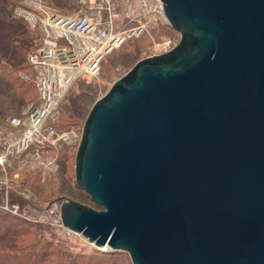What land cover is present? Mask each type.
Masks as SVG:
<instances>
[{"label":"water","instance_id":"1","mask_svg":"<svg viewBox=\"0 0 264 264\" xmlns=\"http://www.w3.org/2000/svg\"><path fill=\"white\" fill-rule=\"evenodd\" d=\"M178 32L91 105L61 224L131 264H264V0H161Z\"/></svg>","mask_w":264,"mask_h":264},{"label":"built area","instance_id":"2","mask_svg":"<svg viewBox=\"0 0 264 264\" xmlns=\"http://www.w3.org/2000/svg\"><path fill=\"white\" fill-rule=\"evenodd\" d=\"M77 2L80 9L68 14L47 7L41 0H21L11 11L14 19L38 33L36 45L26 56L33 71L35 101L0 126V208L12 213L20 209L8 200L10 171L20 179V172L35 167L44 181L57 167L52 152L79 142L80 131L61 128L58 122L59 105L70 86L79 78L96 76L102 59L127 38L148 27L168 24L161 0ZM174 44L163 38L152 45L148 56L161 54Z\"/></svg>","mask_w":264,"mask_h":264},{"label":"rangeland","instance_id":"3","mask_svg":"<svg viewBox=\"0 0 264 264\" xmlns=\"http://www.w3.org/2000/svg\"><path fill=\"white\" fill-rule=\"evenodd\" d=\"M11 1L6 6L0 25V126H5L8 117L20 114L35 99L33 72L27 64L26 56L36 45L38 35L25 23L10 15L12 5L21 0ZM41 1L59 13H74L80 9L77 0ZM163 38L176 43L179 34L166 23L144 29L138 36L127 38L122 45L108 53L102 59L96 76L84 77L72 84L61 103L60 127H72L81 132L82 122L93 102L136 61L147 57L152 45ZM69 108L70 111L74 110L73 115L69 113ZM76 147L77 144H70L52 152L57 167L44 181L39 179L35 167L20 172V179L13 177L14 171H10L11 191L7 195L8 200L16 203L20 210L12 213L0 208V215L19 221L21 224L16 228L28 231L21 238V245L24 246V243L36 238V246L29 248L20 264H31L32 260L33 264H39V261L40 264H131L126 252L93 246L79 233L65 228L59 220L57 206L60 201L52 203L59 196L69 197L95 209L100 208L97 204L93 205L87 193L74 182ZM50 203L52 204L49 205ZM42 244L46 245L49 254L43 255ZM39 247L41 252L31 256ZM43 257L45 259L42 261Z\"/></svg>","mask_w":264,"mask_h":264},{"label":"trees","instance_id":"4","mask_svg":"<svg viewBox=\"0 0 264 264\" xmlns=\"http://www.w3.org/2000/svg\"><path fill=\"white\" fill-rule=\"evenodd\" d=\"M11 0H0V25L3 21L4 13H6V6H9L11 4ZM15 3L12 5V8L14 7ZM11 10L10 15H11ZM8 12V11H7ZM17 20V19H16ZM20 21V20H18ZM21 22V21H20ZM23 23V22H22ZM36 32V30H34ZM37 33V32H36ZM38 35V33H37ZM28 64V63H27ZM30 67V65L28 64ZM31 69V67H30ZM32 70V69H31ZM33 72V71H32ZM82 78H79L75 80L73 84H75L77 81L81 80ZM64 99V97H63ZM62 99V101H63ZM35 101V99L33 100ZM61 101V103H62ZM61 103L59 105V115H60V107ZM74 110L69 108V113L73 115ZM60 116H58V122L60 126ZM93 203V202H92ZM95 203H93L94 205ZM7 217L0 215V264H20L23 262V259L27 255V251H29L30 247L36 246L35 239L33 238L31 241H28L24 243V246L21 241V238L28 234V231L26 229H17V225L21 224L19 221H13L12 218L6 219ZM17 222V223H16ZM16 223V225H15ZM43 245V244H42ZM46 245L41 246L36 250L35 252L31 253V256L38 254V252H41L42 250L43 255L49 254L50 251H48V248H45ZM36 253V254H35ZM105 256H108L109 254H104ZM45 258L43 257L41 260L43 261ZM31 264H33V260L31 261ZM40 264V261H39Z\"/></svg>","mask_w":264,"mask_h":264},{"label":"bare ground","instance_id":"5","mask_svg":"<svg viewBox=\"0 0 264 264\" xmlns=\"http://www.w3.org/2000/svg\"><path fill=\"white\" fill-rule=\"evenodd\" d=\"M69 230V229H68ZM94 246V245H93ZM97 247V246H96ZM103 248H105V247H103Z\"/></svg>","mask_w":264,"mask_h":264}]
</instances>
